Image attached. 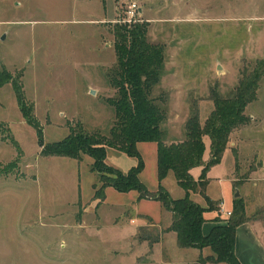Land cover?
Segmentation results:
<instances>
[{
	"label": "rangeland",
	"instance_id": "1",
	"mask_svg": "<svg viewBox=\"0 0 264 264\" xmlns=\"http://www.w3.org/2000/svg\"><path fill=\"white\" fill-rule=\"evenodd\" d=\"M133 2L139 10L134 22H148L149 39L165 45L164 73L154 93L166 97L167 142L186 137L196 105L204 123L214 108L213 87L229 95L242 71L264 58V0H0V70L11 74L0 85V264H202L197 248L174 246L175 234L152 242L171 222L160 201L142 200L137 189L109 190L101 199L94 184L104 172L92 169V156L42 152L68 134L108 133L113 125L108 97L116 93L109 78L117 61L114 32L134 23L124 21ZM13 80L21 83L39 126L21 109ZM246 113L249 122L233 130L222 159L208 170L206 191L227 200L233 173L247 215L259 218L264 74ZM205 141L207 159L208 135ZM139 142L146 162L140 178L156 190L157 142ZM107 149L110 164L122 170L138 162L114 146ZM200 172L195 166L194 176ZM162 185L172 197L186 193L173 171ZM195 193L193 199L206 205L204 195ZM210 211L223 218L214 224L230 216ZM203 248L201 255L212 252Z\"/></svg>",
	"mask_w": 264,
	"mask_h": 264
},
{
	"label": "trees",
	"instance_id": "2",
	"mask_svg": "<svg viewBox=\"0 0 264 264\" xmlns=\"http://www.w3.org/2000/svg\"><path fill=\"white\" fill-rule=\"evenodd\" d=\"M115 51L117 61L109 72L111 84L116 93L108 97L115 109V119L108 133L100 131L68 134L61 140L43 145L45 155H68L81 158L83 154L93 157L92 169L98 170L101 183H95V196H106L109 185L119 191L139 190V198L159 200L171 211L172 221L165 230H174L178 245L182 247L209 246L210 254L200 255L199 263L225 261L229 264H243L235 252L236 230L239 224L250 218L241 196L233 198L230 216L224 223L213 224L208 233L203 232L206 212H221V201L206 193L209 182L208 170L219 162L228 147L230 135L234 129L249 122L246 108L258 96L261 78L264 74V58L256 60L252 68L244 69L239 82L229 95H223L216 87L211 90L214 108L204 123L196 105L186 121V137L179 141H166L163 124L167 119L166 97L155 95L156 86L164 73L166 59L165 45L148 37V22H134L129 26L121 25L115 32ZM11 77L5 68L0 70V85ZM19 96V104L28 121L39 126V122L24 103L22 85L13 80ZM164 101V102H163ZM41 132V128H39ZM210 138V155L204 158L206 150L205 136ZM42 144L43 137L40 136ZM157 142V163L159 187L151 190L141 180L140 173L145 160L138 148L139 141ZM114 146L131 156L138 158L137 164L123 171L106 161L107 146ZM202 166L198 177L192 168ZM173 171L178 183L186 190L182 197H172L162 185V180ZM192 192H200L206 199V205L193 199ZM214 221L222 220L214 216ZM160 239L154 237L152 242ZM151 242V243H152Z\"/></svg>",
	"mask_w": 264,
	"mask_h": 264
},
{
	"label": "crops",
	"instance_id": "3",
	"mask_svg": "<svg viewBox=\"0 0 264 264\" xmlns=\"http://www.w3.org/2000/svg\"><path fill=\"white\" fill-rule=\"evenodd\" d=\"M209 143H210V141H209ZM139 144H140V142L138 143V148H139ZM109 147H111V146H109ZM151 147H155V145H152ZM157 147H158V145L156 146V149H157ZM115 148H117V147H115ZM117 149H119V148H117ZM151 149L153 150L154 148H151ZM108 152H109V149H107L106 161L110 164V161L108 159ZM200 167L202 168V166H200ZM145 169H146V162H145V166L141 172H143ZM127 170L124 169L123 171H127ZM193 170H194V168H192V170H191L192 173H193ZM210 171L211 170H209V173H210ZM157 173H158V163H157ZM208 176L210 177L211 175L208 174ZM229 179H231L233 182V184H232V196L227 198V200H224V198H221V197L215 198V199H219L221 201V203H220L221 207L224 208V210H221V212H223V213H226L225 212L226 210L232 208L233 198L235 196L234 193H235L236 189L238 188L237 185L235 186V181L237 180V178L233 177V173H231V178H229ZM208 184H209V182H208ZM109 190L115 191L117 189H115L111 185L107 186L105 188L106 196L108 195ZM206 193H207V191H206ZM193 194H196V193L192 192V195ZM142 200H154V199L142 198ZM140 212L149 215V213L142 212V211H140ZM169 212H170V210H169ZM170 215H171V221H172V213L171 212H170ZM214 216H215L214 211H210L207 213V215H206L207 220L203 223V227H202L203 232L205 234L208 233L210 231V229L212 228V226L214 224L213 223L214 220H212V218ZM170 224H171V222L167 225V227ZM173 234H175V236H176L175 239L177 240V235H176V232L174 230L163 231L160 235V238H162V239L165 237L168 238ZM176 240L174 241V242H176V245L174 244L175 247L179 246L178 242ZM190 248H197L199 250L198 257L201 255V253L205 254V252L207 250L206 248L200 249L198 247H188L187 249H190ZM235 252L243 264H264V216L259 217V218H249L248 220H246V221H244L238 225L237 230H236ZM198 257H196V258H198ZM196 258L195 257L189 258V260H194ZM184 260L185 259H183V261ZM183 261L180 264H184L185 262H183ZM202 264H229V263L225 262V261H220V262H206V263H202Z\"/></svg>",
	"mask_w": 264,
	"mask_h": 264
},
{
	"label": "built area",
	"instance_id": "4",
	"mask_svg": "<svg viewBox=\"0 0 264 264\" xmlns=\"http://www.w3.org/2000/svg\"><path fill=\"white\" fill-rule=\"evenodd\" d=\"M138 14H139L138 5L136 2H133L129 5L128 9L126 10V17L124 21H128V22L137 21ZM221 210H224V208L221 207ZM225 212L227 214H230L231 210H226Z\"/></svg>",
	"mask_w": 264,
	"mask_h": 264
},
{
	"label": "water",
	"instance_id": "5",
	"mask_svg": "<svg viewBox=\"0 0 264 264\" xmlns=\"http://www.w3.org/2000/svg\"><path fill=\"white\" fill-rule=\"evenodd\" d=\"M3 37H5V34L4 35H2ZM240 190L239 189H237L236 191H235V196H240Z\"/></svg>",
	"mask_w": 264,
	"mask_h": 264
}]
</instances>
